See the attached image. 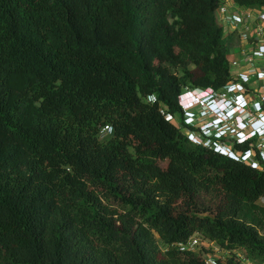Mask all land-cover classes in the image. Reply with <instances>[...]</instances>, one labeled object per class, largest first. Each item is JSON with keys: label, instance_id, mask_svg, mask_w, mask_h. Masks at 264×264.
I'll return each mask as SVG.
<instances>
[{"label": "trees", "instance_id": "1", "mask_svg": "<svg viewBox=\"0 0 264 264\" xmlns=\"http://www.w3.org/2000/svg\"><path fill=\"white\" fill-rule=\"evenodd\" d=\"M221 4L0 0V264H207L194 235L264 264L259 138L233 142L253 166L172 122L234 80Z\"/></svg>", "mask_w": 264, "mask_h": 264}, {"label": "built area", "instance_id": "2", "mask_svg": "<svg viewBox=\"0 0 264 264\" xmlns=\"http://www.w3.org/2000/svg\"><path fill=\"white\" fill-rule=\"evenodd\" d=\"M229 8V6L221 4L217 11L218 20H226L229 24L228 27H224L229 31H238L240 41L245 43L247 48L238 54L234 52L229 56L231 69H235L234 72L232 71L234 80L220 94L226 97L228 94L238 93L239 103H244L245 99L243 98H246L247 102H254L255 105H258L259 109L257 110L260 112L264 110V95L261 101H256L255 92H258L259 88L263 89L260 82L264 81V66L257 67V64L264 63V7L258 9L242 7L243 9H241L240 6H236L233 11H229ZM148 101L153 102L155 98L149 96ZM168 118L171 116L169 115ZM189 119L188 116L187 124H189ZM111 131V127L106 126L101 131V137H105ZM241 140H244V137ZM202 241L212 243L199 235H194L186 243L177 244V247L181 250H189V248L198 247ZM206 263L217 264V259L208 258ZM241 264L257 263L242 258Z\"/></svg>", "mask_w": 264, "mask_h": 264}, {"label": "clouds", "instance_id": "3", "mask_svg": "<svg viewBox=\"0 0 264 264\" xmlns=\"http://www.w3.org/2000/svg\"><path fill=\"white\" fill-rule=\"evenodd\" d=\"M188 94L192 95L193 101L189 104L181 102V98L183 99V97ZM237 97L238 93H234L230 95L229 98H225V96L213 91L211 88L198 90L197 92L190 91L184 93L180 96V103L184 109L185 122L188 116L193 119L196 115H198L192 111L197 109L200 111V115H204L206 119H209L206 123L198 127V129L200 132L208 130L211 131V138H231L233 142L235 141L241 143L254 137H261L264 135V115L259 116V111L256 108L251 109V106H249L250 102H247L246 98H243L245 101L241 104L238 102ZM249 114L251 116H249ZM254 115H257L255 119H253ZM243 122L250 125V131H246L242 125ZM189 125L197 126L191 122ZM243 137L244 140H241ZM211 143H213L215 151H218V145L229 150L225 145H222L223 143L218 141H212ZM229 152H232L235 157L228 154L225 155L237 159V155L233 151L229 150ZM241 154V159L243 161H247L252 156L251 151ZM245 156L248 157L245 158ZM255 163H253V166L256 165Z\"/></svg>", "mask_w": 264, "mask_h": 264}, {"label": "rangeland", "instance_id": "4", "mask_svg": "<svg viewBox=\"0 0 264 264\" xmlns=\"http://www.w3.org/2000/svg\"><path fill=\"white\" fill-rule=\"evenodd\" d=\"M226 5V4H224ZM226 6H229V11H233L234 8L237 6V5H234L233 3V0H229V3L226 5ZM222 20V19H221ZM229 32V29H227V33ZM245 32H247L245 30ZM248 33V32H247ZM239 38L236 37V40H235V45H234V48H233V52L235 53H239L241 50L243 49H246L247 46L245 43H242L240 40H238ZM251 41V40H250ZM232 52V53H233ZM261 62V61H260ZM261 66H264V63L262 64H257V67H261ZM232 71L234 72L235 69L233 68ZM262 85H263V89L262 88H259L258 92H255V95H256V101H261L262 99V96L264 95V81H261L260 82ZM198 90H203V89H190L188 90V92H197ZM187 93V92H186ZM230 95L228 94L225 98H229ZM181 102H185L182 98H181ZM251 106V109H259L258 105H255L254 102H250V105ZM195 114H198L196 115L193 119H189L188 122L190 123H194L196 124L197 126L196 127H200L201 125H203L204 123H206V121H208L209 119H206L204 117V115H200V111L199 110H192ZM259 113V116H263L264 115V111H260L258 112ZM199 116V117H198ZM249 116H251L249 114ZM257 115H254L253 119L256 118ZM184 121H185V117H184ZM172 122L177 126L179 127L187 136L188 138L194 142V143H204L206 145H212L213 146V143H211L210 141V138L212 136V132L211 131H204V132H200L199 130H196V131H189L188 129H185L184 126H183V117L181 116H178L176 115L174 117V119L172 120ZM242 125L244 126V128L246 129V131H250V125H248L247 123L243 122ZM109 135L106 134L105 137H107ZM104 137V138H105ZM222 145H225L230 151H233L237 157H242V154L238 151H235L233 149V140L231 138H226L225 141H222ZM254 146L256 148H259V155L262 159H264V135H262L261 137H259V139L254 143ZM257 153L255 151V148L254 150L251 152L252 156L247 160V162H251L253 161V163L257 162L256 161V156H257ZM249 156V155H248ZM247 156V157H248ZM245 156V158H247ZM161 166H165L167 165V162H161L160 163ZM209 200V199H208ZM262 205H264V200H261L260 202ZM262 233H264L262 231ZM188 251H192L194 252L195 254H199L201 255L205 260H207L208 258H216V259H219V258H222V259H226L228 257H231L232 255L227 253L226 251L224 250H221L217 245H215L214 243H209V242H206V241H202V244H200L198 247H192V248H189ZM237 252V251H236ZM239 253V252H237Z\"/></svg>", "mask_w": 264, "mask_h": 264}, {"label": "crops", "instance_id": "5", "mask_svg": "<svg viewBox=\"0 0 264 264\" xmlns=\"http://www.w3.org/2000/svg\"><path fill=\"white\" fill-rule=\"evenodd\" d=\"M229 3V0H222V4L224 5V4H228ZM241 9H243L242 7H241ZM219 22H220V24L222 25V26H226V27H228V22L226 21V20H220L219 19ZM231 24V23H230ZM234 53V52H233Z\"/></svg>", "mask_w": 264, "mask_h": 264}, {"label": "bare ground", "instance_id": "6", "mask_svg": "<svg viewBox=\"0 0 264 264\" xmlns=\"http://www.w3.org/2000/svg\"><path fill=\"white\" fill-rule=\"evenodd\" d=\"M183 100H184L187 104L191 103V102L193 101L192 95H191V94H188V95L184 96V97H183Z\"/></svg>", "mask_w": 264, "mask_h": 264}]
</instances>
